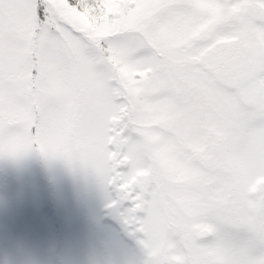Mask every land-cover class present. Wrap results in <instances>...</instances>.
<instances>
[{"label":"snow or ice","instance_id":"6c2138e0","mask_svg":"<svg viewBox=\"0 0 264 264\" xmlns=\"http://www.w3.org/2000/svg\"><path fill=\"white\" fill-rule=\"evenodd\" d=\"M92 169L145 264H264V0H0V156Z\"/></svg>","mask_w":264,"mask_h":264},{"label":"rangeland","instance_id":"374dc122","mask_svg":"<svg viewBox=\"0 0 264 264\" xmlns=\"http://www.w3.org/2000/svg\"><path fill=\"white\" fill-rule=\"evenodd\" d=\"M116 199L90 168L0 156V264H145Z\"/></svg>","mask_w":264,"mask_h":264}]
</instances>
